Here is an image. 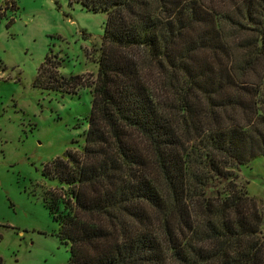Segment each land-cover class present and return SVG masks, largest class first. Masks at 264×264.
Here are the masks:
<instances>
[{
	"label": "trees",
	"instance_id": "16d2710c",
	"mask_svg": "<svg viewBox=\"0 0 264 264\" xmlns=\"http://www.w3.org/2000/svg\"><path fill=\"white\" fill-rule=\"evenodd\" d=\"M64 2L105 14L92 80L55 54L33 79L90 94L82 147L41 169L65 264H264L233 173L264 158V0Z\"/></svg>",
	"mask_w": 264,
	"mask_h": 264
},
{
	"label": "rangeland",
	"instance_id": "374dc122",
	"mask_svg": "<svg viewBox=\"0 0 264 264\" xmlns=\"http://www.w3.org/2000/svg\"><path fill=\"white\" fill-rule=\"evenodd\" d=\"M104 19L64 0H0V264L67 262V246L42 203L44 189L58 183L41 169L65 149L82 147L90 94L43 90L33 79L45 55L55 54L61 74L92 80ZM234 56L243 57L235 50ZM258 67L264 70V62ZM233 173L254 199L264 235V158Z\"/></svg>",
	"mask_w": 264,
	"mask_h": 264
}]
</instances>
